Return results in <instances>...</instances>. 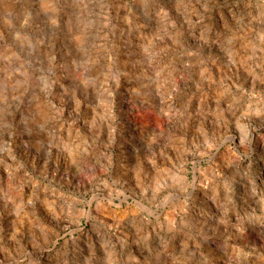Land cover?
<instances>
[{"label": "rangeland", "instance_id": "obj_1", "mask_svg": "<svg viewBox=\"0 0 264 264\" xmlns=\"http://www.w3.org/2000/svg\"><path fill=\"white\" fill-rule=\"evenodd\" d=\"M0 264H264V0H0Z\"/></svg>", "mask_w": 264, "mask_h": 264}]
</instances>
